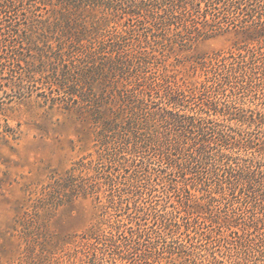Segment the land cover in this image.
<instances>
[{
	"label": "trees",
	"instance_id": "1",
	"mask_svg": "<svg viewBox=\"0 0 264 264\" xmlns=\"http://www.w3.org/2000/svg\"><path fill=\"white\" fill-rule=\"evenodd\" d=\"M23 1L0 0L1 11ZM25 1L30 2L25 12L31 13L36 6ZM52 1L53 13L59 14L52 32L68 41L55 40L56 47L63 45L82 59L75 63L61 52L52 58L58 61L49 74L52 89L61 95L58 105L90 113L92 124L99 126L95 158L82 159L50 192L62 189L74 197L91 198L98 209L96 224L75 240L80 249L72 264H241L252 256L264 258V140L249 162L236 169L227 147L232 135L215 123L232 121L227 111L246 95L264 97V0ZM225 15L238 24L223 22ZM147 21L157 34L145 35L130 47L127 37L135 36ZM11 27L13 22L0 28V44L6 43L5 31ZM218 32L240 35L244 44L236 51L194 60L195 74L198 69L203 72L198 79L173 72L159 61L164 56L160 48L193 44ZM29 44L37 45L31 40ZM17 55L11 51L12 60ZM150 64L154 72L149 73ZM1 65V70L6 68L5 62ZM35 73L46 71L20 73L15 79L21 83L11 81L10 87L22 90V82L34 81ZM202 95L207 97L200 100ZM249 111L235 120L263 125L257 127L264 130V108ZM122 135L124 141L119 140ZM235 141V146L253 148L251 138ZM156 163L167 165L169 174L153 173ZM197 168L206 172L203 180ZM214 175L223 178L216 177L213 184ZM109 187L119 194L109 193ZM142 190L152 201H142ZM159 190L166 200L158 205L154 198ZM240 190L247 192L244 212L222 215L231 193ZM131 196L132 201L124 202ZM121 211H127L131 227L116 219ZM145 216L152 224L143 228ZM147 237L153 241L139 249ZM221 242H235L240 257L220 256L215 248H228Z\"/></svg>",
	"mask_w": 264,
	"mask_h": 264
},
{
	"label": "rangeland",
	"instance_id": "2",
	"mask_svg": "<svg viewBox=\"0 0 264 264\" xmlns=\"http://www.w3.org/2000/svg\"><path fill=\"white\" fill-rule=\"evenodd\" d=\"M32 3L36 7L31 8L33 9L31 13L25 12V8L30 6V2L25 0L16 4L11 10L6 9L5 13L0 8V28L6 26L7 22H13V27L5 31L6 43L0 44V264H72L76 261L75 252L79 253L80 249L75 245V240L88 227L96 224L98 209L94 207L91 198L74 197L68 190L63 192L62 189L55 190L51 195L50 192L51 187L61 182L82 159L87 161L95 158L94 145L99 126L92 124L90 113L76 108L68 110L58 105L62 103L61 95L52 89L53 80L50 79L49 74L51 68L58 62L52 59L55 54L59 55L60 52L69 54L63 45V48L61 46L57 48L55 40L65 44L68 41L62 40L55 34L56 31L52 32L55 30L54 18L59 17V14L53 13L50 6L56 2L32 0ZM155 11L158 10L154 9L153 12ZM262 17L264 18V15ZM223 22L235 27L239 21L231 18V15H225ZM47 26L50 28L49 31L46 29ZM139 27L140 31L135 36L127 37L130 47H134L136 41L141 40L145 35L157 34L150 21ZM30 40L37 45H30ZM243 41L242 36L233 32H218L193 44L176 45L175 43L160 48L164 56H162L163 61H159L169 66L168 69L173 72H185L192 76L196 72L194 60L198 61L197 58L211 56L217 52L235 50L244 44ZM11 51L18 53L16 58L18 61L12 60ZM41 51L44 52L43 55H40ZM69 58L75 63L82 60L78 52H71ZM154 61L150 60V62ZM4 62L6 68L1 70V64ZM149 66L148 71L154 72L152 64ZM38 69L45 70L46 74L35 73L34 81L30 79L22 82V90L10 87L11 81L21 83L15 79L20 78V73L33 74ZM254 71L258 77L261 76L258 69L255 68ZM202 73L198 69L193 79H198ZM153 76L157 78L158 74ZM234 88L237 89L236 84ZM229 92L228 89L227 93ZM241 95L243 94L239 89L238 96ZM206 97L202 95L200 100ZM256 97L246 95L245 99L237 101V104L227 111L232 114L231 118H234L232 121L215 122L232 135L227 147L233 160L232 165L236 169L249 162L251 152L257 151L259 143L264 140V130L257 127L263 125L247 126L235 120L241 118L243 114L250 115L249 110L260 111L264 108V97L261 95ZM226 126L230 127L226 128ZM124 137L126 138L120 136L119 140L124 141ZM248 138L254 141L252 149L235 146V139L245 141ZM219 147L220 145H215L213 149L217 150ZM122 155L128 160L133 159L127 153ZM152 168H154L153 173L169 174L170 172L167 165L162 163H156ZM197 170L201 173L200 179L203 180L206 172L198 168ZM218 173L224 176L223 171ZM139 175L143 178L146 172H139ZM216 177L223 178L212 176L213 184L218 180ZM119 180H124V177ZM142 182V185L146 186V182ZM126 186L124 187L128 188ZM111 188L109 187L108 190L113 194L115 190ZM239 188L237 185L236 189ZM135 190H132L134 194L137 192ZM144 193L145 190H142V201L148 203L151 199ZM243 193L247 192L240 190L239 193L233 195L231 193L230 203L223 205L221 214L228 216L242 214L247 202L245 200L247 195ZM132 197H127L124 202L132 201ZM154 199L158 205L165 203L166 200L162 190L156 193ZM237 202L242 203L243 206L233 208L230 205ZM126 213L127 211L118 212L116 219L122 220L126 224L125 227L129 228L131 224L126 219ZM144 218L141 222L143 228L152 224L149 217ZM239 221L241 222V217ZM150 237H147L138 248L145 249L146 245L153 241ZM221 243L228 248L217 246L215 249L220 256L240 257L241 253L236 249L235 242L230 245ZM161 264H164L163 261ZM241 264H264V258L252 256L242 260Z\"/></svg>",
	"mask_w": 264,
	"mask_h": 264
}]
</instances>
